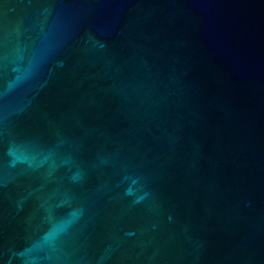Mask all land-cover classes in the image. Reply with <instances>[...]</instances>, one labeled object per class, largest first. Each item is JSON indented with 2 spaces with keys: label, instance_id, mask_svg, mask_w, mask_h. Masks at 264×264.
Here are the masks:
<instances>
[{
  "label": "water",
  "instance_id": "water-1",
  "mask_svg": "<svg viewBox=\"0 0 264 264\" xmlns=\"http://www.w3.org/2000/svg\"><path fill=\"white\" fill-rule=\"evenodd\" d=\"M0 264H264V0H0Z\"/></svg>",
  "mask_w": 264,
  "mask_h": 264
}]
</instances>
